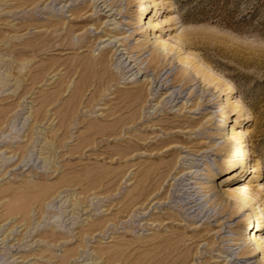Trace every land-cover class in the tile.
Masks as SVG:
<instances>
[{
  "label": "rangeland",
  "instance_id": "obj_1",
  "mask_svg": "<svg viewBox=\"0 0 264 264\" xmlns=\"http://www.w3.org/2000/svg\"><path fill=\"white\" fill-rule=\"evenodd\" d=\"M49 1L31 10L32 5L19 6V0H0V264H162L156 246L177 233L179 249L192 257L189 264L219 262L226 254L220 248L239 237L236 222L243 210L229 217L224 232L214 235L219 245L210 249L206 241H212L217 228L205 234V217L195 218L190 227H185L191 216L187 213L180 214L181 221L165 220L179 209L170 177L180 169L179 157L187 154L196 158L194 169L202 173L198 181L205 180L209 169L214 173L209 184L223 181L216 174L225 158L214 149L223 137L214 128L222 120L228 81L234 87L230 96L243 104L244 120L249 114L255 118L245 125L254 130L248 148L255 153L245 175L251 176L249 170L259 159L263 167L258 182L264 187V0H167L158 16L146 8L145 21L170 19L162 26V37L178 45L176 51L180 46V56L192 53L204 74L194 77L182 97L172 102L158 94L164 91L159 85L150 90L147 82L158 72L160 81L173 84L167 93L180 90L184 66L177 54H167L164 64L156 66L151 44L136 59L146 68L140 77L142 70L126 73L132 62L127 68L120 63L126 51L133 58L139 54L135 42L142 39L143 20L137 22V8L143 0L127 4L118 0L121 13L96 30L95 24L113 17L93 24L85 19L90 11L81 15L85 20L71 15L82 6L88 9L91 0H68L63 7L64 1ZM115 33L119 34L110 36ZM70 35L74 44L68 41ZM96 35H104L102 41ZM115 47L124 54L118 60L111 57ZM23 48L30 50L19 55ZM101 53L107 56L102 63L98 59L94 66L83 64L85 57ZM136 88L143 90L142 100L148 92L152 100L133 101ZM234 115H228V125ZM164 138L175 141L159 145L157 140ZM147 141L155 146H137ZM171 145L180 150H166ZM198 148L206 149L207 155H192ZM165 168L171 172L153 199L158 203L150 201L151 195L145 201L140 195L133 203L135 188L144 191L145 175ZM247 181L230 186L244 188L252 183ZM254 188L253 194L264 199V189ZM227 215L228 211L219 221ZM194 226L206 239L190 240L189 229ZM232 248L238 251L237 245ZM259 257L260 251L239 264H257Z\"/></svg>",
  "mask_w": 264,
  "mask_h": 264
},
{
  "label": "bare ground",
  "instance_id": "obj_2",
  "mask_svg": "<svg viewBox=\"0 0 264 264\" xmlns=\"http://www.w3.org/2000/svg\"><path fill=\"white\" fill-rule=\"evenodd\" d=\"M38 1H40V3L37 2V0H19L18 5L21 7L25 5L23 9L25 7L32 5L31 7V10H32V9H37L38 7H40V5H42L44 1L46 0H38ZM52 1H56L55 3H60L61 1H64L62 4V7H63L65 6V4L67 3L66 1L68 0H52ZM70 1H77L78 3L80 0H70ZM117 1L118 0H111V1L91 0L90 3L87 4L89 6L88 9H85L86 7L82 6L79 10L72 11L71 15H73L74 19L80 17L81 19L79 20H83L84 18H82L81 15L86 14L88 11H90V13L86 16L85 19H87V17L90 18L89 20L93 21V24L99 18L106 17V16L113 17V18H107L101 23L95 24L94 30H96L99 28V26L102 23H106L107 21L115 19V15L118 13H121V9H118V6L120 5V3L117 4ZM130 1L132 0H126L125 3L127 4ZM166 1L167 0H149L150 3L148 4L146 0H143L141 3L138 4L137 12H139L138 13L139 19L137 20V22L143 20V22L140 24L141 30L139 31V33L141 32L142 39H140L138 42H135L136 43L135 48H137L136 53H139V54L135 58H133L134 57L133 53L130 51H126V55L123 58V60L120 61V63L122 64V68H127L130 66V62H132L133 64L131 68L127 69L126 73L131 72L133 69H136L134 73H138L140 70H142L141 74L139 75L140 77L142 75L145 76L146 68L144 66L142 67L140 66L143 61L136 62V59H138L141 55H143V53L146 52L147 47H149L151 44H152L151 61L154 63V65L164 64L162 59H164L165 58L164 56H166L167 54H168V57L172 55L173 53L177 54L175 58H177V61L181 63V65L184 66L183 67L184 70H182L181 72L183 84L181 85L180 90L178 91L171 90L169 93H167V90L173 84L171 83L166 84L165 82H163V80L160 81L159 77L156 76L158 72L157 74H155V76L152 77V79H148V82H147V85H149L150 90H154V88H156V86L159 85L157 87H159L160 89H163L164 91L161 93H158L157 91V93L165 95V99H167L166 102L168 101L172 102L175 99L182 97L181 93L186 88L185 86L187 84H192L194 77L201 78V76H204V74L201 72L198 66V62L197 61L194 62L193 59L195 56L192 53L187 52L186 54L180 56V53H178V51H180V46L178 50L176 51L178 45L172 46L170 45L168 40L162 37V33L164 32L162 31V26L167 24L170 21V19L167 16H163L159 18L157 17L152 20L149 17L146 21H145V18L147 17L145 16L142 19V15L144 11H146V8H149L148 9L149 11L151 9V12H150L151 16L152 15L158 16L159 14H163L165 11ZM50 2L51 0L49 1V3ZM53 7L54 6H51L49 7V9H53ZM72 7L74 6L72 5ZM169 10H172V6L169 8ZM106 13H109V14H106ZM116 23L117 22L115 21V22H110L109 24H116ZM55 31L56 30H54V32ZM87 32H88V28L85 29V33ZM118 34L115 33L110 36L116 37ZM104 35L102 36L96 35L97 37H95V39H97L98 41H102L100 39H102ZM174 38L178 39V37H174ZM57 39H60V37H58ZM109 39L110 37L107 38V40ZM68 41L72 42L73 44L75 43L71 35H70V38H68ZM117 41L118 39L114 41L113 45H115ZM122 45L125 46V44H122ZM29 47L36 48L37 46L36 44L29 43ZM30 48L28 49L30 50ZM28 49L23 48L21 50H18V54L19 55L23 54L26 52V50L29 51ZM124 49H126V47H124ZM31 50H34V49H31ZM117 51H118V48L115 47V49L112 52L111 57H113V55H116L115 59L118 60L119 58H122L124 54L122 53L121 50H119L118 53H116ZM127 58L129 62L125 64L126 62L125 60ZM98 59L102 63L103 61L107 59V56L105 55V53H101L100 56L98 57L97 56L85 57L83 64L88 65V66H94L97 64ZM186 69H188V71H185ZM126 73H123L122 77H126ZM132 74L133 73H131L130 75ZM206 75L207 76L210 75L208 74V71ZM208 77L210 78V76ZM164 80H166V78ZM215 81L217 82L216 78H215ZM225 84L227 85L228 97H225L221 101L222 103L221 115L220 114L219 115L221 116L222 120L219 121L221 123H218V124L216 123L217 127L214 128L216 129V134H219L221 135V137H223L222 144L214 148L216 151L219 152V154L222 155L223 158H225V161H223L219 165L218 167L219 171L216 174V175L218 174L221 175V179L223 178V181L215 185L209 184L208 183L210 180L209 178L214 176V173L211 172L210 169L208 170V174L205 180L198 181L197 176L198 175L201 176L202 173H197V169H194V167L198 166L195 160L196 158L195 159H193L192 157L187 158L186 157L187 154L183 156L180 154L181 156L179 157V160L177 161V162H180V160H182L177 166L180 169L177 172H175V174L172 177H170V179H173L170 186H172L174 190L176 191L175 199H177L179 202L178 203L179 209L177 212L168 214L166 216L167 219L165 220L171 219L173 221L174 220L181 221L182 219L180 218V214L185 215L187 213L188 215H191V216L188 217V220L190 222L185 227H190L193 224V222L196 220L195 218L200 217L201 219L205 217L203 219L204 220L203 222L206 223V226L204 227V229L206 230L205 234L212 231L214 226L217 228L216 231L212 232V241L211 242H209L208 240L206 241V244L209 245V248L213 249L214 247H217L219 245V244L215 245L217 241L216 239H214L215 237L214 235L217 234V237H218L221 232H224V229L228 227L226 225V222L230 220L229 217L233 213L243 210L242 219L236 222V226L239 228V231H238L239 237L228 239L230 243L227 242L228 244L227 247L223 249L220 248L221 250H223V253H226L225 256L219 262L216 261L215 264H239L251 258L254 255V253L258 251H260V257L257 259V264H264V252H263L264 250V199H262L261 197H258V195L255 196L252 190L254 187H257V189L254 188L256 192H260L262 191V189H264L263 184H261L260 181L258 182V179L260 177V171L263 167V165L261 164V161L258 159L252 165L253 166L252 169L249 170L251 172V176L247 177V175H245L247 165H248L247 164L248 160H249V166H250V161H252L255 156V153L253 152V150H250L248 148L249 146H251V141H252L251 139H252V136L254 135V130H250L245 125L248 123V121H252V122L255 121V118L252 116V114H249L247 118L244 120L245 118L244 109H243V104L241 100L234 96H230V94L233 93L234 87L228 81H226ZM142 91L143 90L141 88H136V90L134 89V91L132 92L133 99H134L133 101L135 100L136 102L138 101V104L143 98ZM149 94L151 93L148 92L146 94L147 99L142 100L144 103H146V101L152 100V97L151 98L147 97ZM232 97H234V99L232 101H229L230 98ZM153 100H155V98H153ZM229 114H235L233 117V120H231L232 122L230 125L226 123V120ZM131 121H133V119ZM122 122L124 123V120H122ZM132 123L134 124L135 121ZM225 128H227V130H224ZM167 139L168 138H164V139L157 140V141L159 145H164L165 143L167 144L168 142L170 143L171 141L172 142L175 141V140H167ZM152 145L155 146V143H151L148 141L147 143L145 142L144 144L142 143L137 144V146H139L140 148L144 146L152 147ZM177 148L176 146L173 147L171 145L166 150H169V149L173 150ZM178 149L180 150V148ZM181 150H182V147H181ZM191 154L203 157L207 155V151L206 149L202 150L198 148L197 150L192 151ZM184 162H186V165H184ZM168 169L165 168L164 170L156 171L155 173L151 171L152 174H149L148 172V174L145 175V178L147 179L146 185L142 184L143 186H141L143 187L142 189H144V191L140 192L139 187L135 188L136 189L135 193L136 192L137 193L135 195L136 198L135 199L132 198L134 200L133 203L135 204L138 203L140 195L142 196V199L144 201L147 200L148 196L150 195L152 197L150 201L155 199L161 182L170 176L169 172L171 171H169ZM245 178H248L247 182H252L251 185L244 187V188H239L237 186L235 187L230 186L231 183L235 181L244 180ZM201 197L203 198L201 199ZM140 203L142 206L143 203L142 202ZM153 203L154 204L158 203V200H155V202L153 200ZM227 211H228V215L226 216V219L219 221V218L223 217L227 213ZM160 218H162V216ZM164 218H162V220ZM254 219H255V224L252 225V220ZM211 220L214 221V224L212 225H210ZM195 228L196 227L194 226L192 227V229H189L190 232L192 233L189 237L190 240L191 239L202 240L203 238L206 237V236L204 237L203 235H199V233H197L196 230H194ZM183 232L185 234L184 230ZM197 236L201 238L198 239ZM179 240H180V235L177 233V234H174L173 236L168 235L167 238L164 237L161 244H159L160 242L158 243L157 240L154 241L157 244H159V246L158 245L156 246L157 248L156 253L158 254V257L160 258V261L162 262V264H167L168 262H170V260L172 262L176 261V264H189V262H192L191 255L189 256L187 253H183V250L181 251L179 249V245H180L178 244ZM223 240H227V239H220V242H222ZM236 245L238 247L237 248L238 251L234 252L233 251L234 248H232V246H236ZM156 261H157V257L153 260L152 263H155Z\"/></svg>",
  "mask_w": 264,
  "mask_h": 264
}]
</instances>
